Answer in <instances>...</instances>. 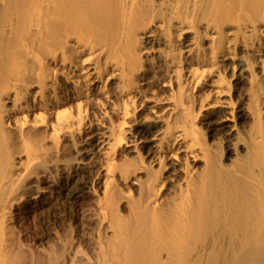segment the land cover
Listing matches in <instances>:
<instances>
[{
  "label": "bare ground",
  "instance_id": "1",
  "mask_svg": "<svg viewBox=\"0 0 264 264\" xmlns=\"http://www.w3.org/2000/svg\"><path fill=\"white\" fill-rule=\"evenodd\" d=\"M226 72L244 78L256 109L259 130L251 153L257 166L252 174L227 177L233 182L218 191L222 178L212 168L215 160L207 164L218 185L208 190V175L194 179L187 163L174 197L162 201L164 150L183 149L194 161L202 155L195 107L223 106L228 113L215 125L235 119ZM158 84L170 88L168 97L153 89ZM206 86L216 90L213 104L209 95L196 100ZM100 91L117 99L112 112L120 123L84 155H108L105 193L94 210L97 234L75 250L68 232L45 257L28 254L7 221L15 205L35 195L29 179L55 168L58 154L72 148H64L61 137L84 136L80 126L88 110L96 109L92 97ZM161 103L172 108L160 128L149 132V163L119 165L121 182L148 165L158 167L148 168L139 197L128 199L126 209L117 202L119 190L109 189L118 168L113 157L139 107ZM263 107L264 0H0V264H65L71 250L74 264L83 256L86 264H192L201 237L216 231L231 239L226 247L252 244L264 234ZM144 122L139 129H146ZM78 193L70 190L62 199L74 200Z\"/></svg>",
  "mask_w": 264,
  "mask_h": 264
},
{
  "label": "rangeland",
  "instance_id": "2",
  "mask_svg": "<svg viewBox=\"0 0 264 264\" xmlns=\"http://www.w3.org/2000/svg\"><path fill=\"white\" fill-rule=\"evenodd\" d=\"M231 75V73H225V77L231 86L230 100L235 117L233 123L228 125L217 123L215 125V122H218V118L228 113L223 106L213 105V107H207L205 110H200L198 106L195 107L194 112L198 114L197 133L202 146L199 147L202 154L200 158L202 157V159L198 158L194 161L183 149L179 151L177 148L178 152L175 149L164 150L166 171L164 173L165 184L162 189L163 195H161L162 201L169 202L167 200L174 197L175 191L177 192L175 189H178L179 184H182L184 180L182 170L187 163L191 165L194 171V179L203 174L205 176L208 175L207 190L214 189L218 185L213 177L214 170L212 168L215 167V171L220 172L219 174H221L222 178V182L219 185H223H218V188H216L218 191H221L225 185H230L233 182L229 181L233 180V178L227 180V177L230 178L234 175L239 177L244 176L245 172L252 174L253 169L257 166L258 160L254 159L251 153V147L254 146L256 133L259 130V124L254 121L252 116V110L256 109L251 108L252 103L249 92L242 84L244 78L238 77L237 79L231 77ZM153 89L156 91L160 89L158 93L162 99L168 97L171 93L170 88H163L161 84H158V87ZM215 93L216 90L210 86H206L202 91L197 92L195 97L198 103H200L209 95L210 98L207 102L213 104L217 97ZM156 97L158 96L153 98ZM96 99L98 101L96 109L88 110L84 123L80 126L84 136L77 137V141H74L76 137L70 138L73 134L61 137V143L64 145V148H72L68 149L65 155L62 154V157L60 153L58 154L59 157L55 158L59 159L57 160L58 165L55 164L58 169L55 166L49 172L40 173L38 177L34 175L29 179V182L32 183L29 186L35 189V195L32 198L29 197L28 201H25L24 204L15 205L12 218L10 217L9 221H7V224H10L8 228H14L16 231L13 230L15 237L17 236V243L19 242V246L28 254L33 253L37 257H45L56 249L60 243V238L69 233L75 240H73L74 244L72 246L76 250L79 248V241L89 242L97 234L98 216L96 214L97 211L94 210L98 209L97 199L101 196L103 197V193H105L106 179L103 178V175L106 171L104 165L107 162L108 155L106 156L107 151H100L93 159H85L84 155L86 152L93 150L91 143L93 144L95 143L93 141L103 139L104 137L102 136L112 131L120 123V119L112 112V104L113 102H117L115 97L109 93L100 91V93L96 92V95L92 97V100ZM158 106L151 104L147 108L139 107L136 115L129 121L126 128L125 137H123L125 139L124 144L117 149L118 152L113 157L114 163H116L118 168L116 167L113 171L109 189L110 192L112 190L120 191H117L119 194V201L117 202L120 206L126 207V209L128 208V199L139 197L141 183L147 178L148 168H154V171L158 169L155 165L153 167L152 165H146L147 170L140 169L141 174L135 173L128 182H121L119 180V175H121L120 169L127 167L123 165L125 162L128 163L131 160V163L136 164L138 162L137 166L139 168H141L140 163L142 160L148 162V144L151 138H153L150 137L149 140L150 133L160 128L161 122L167 118L168 112L172 108V106L165 103H161ZM261 113L264 115V107L261 109ZM30 116L33 117L32 114ZM262 121L264 122V118ZM143 122L145 130L139 129L137 126ZM136 131L140 132L137 133ZM48 132L51 133V129H48ZM62 141L65 143L63 144ZM73 142L75 144L79 143L74 147L75 144ZM77 146L78 149H76ZM134 152L140 155L138 156L139 159H137V154ZM203 156H206V158ZM67 159H69L70 163ZM212 161L216 162V166L214 164L211 168V165L207 164V162ZM119 165L123 166L120 167ZM240 170L244 171L238 173ZM223 181H225V184ZM73 189L79 192L74 200L62 199L63 195L65 196L68 191ZM123 215L127 218V211H124ZM81 224H84V226H81ZM213 234L204 238L201 237L204 241L200 239L198 246L193 249L192 264H226L227 262L230 264H264V234L258 235L256 241L252 242V244L238 249L225 246L231 244V239L224 237L221 231H216ZM70 252L65 264H74L72 259L75 257V251L71 250ZM83 257L82 262L79 264H86L85 259L87 257Z\"/></svg>",
  "mask_w": 264,
  "mask_h": 264
}]
</instances>
